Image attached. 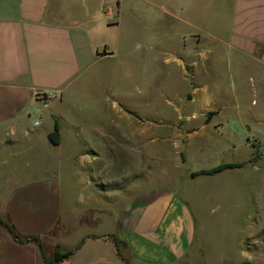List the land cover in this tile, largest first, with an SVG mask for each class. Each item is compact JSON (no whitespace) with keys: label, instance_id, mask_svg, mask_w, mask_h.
<instances>
[{"label":"crops","instance_id":"crops-1","mask_svg":"<svg viewBox=\"0 0 264 264\" xmlns=\"http://www.w3.org/2000/svg\"><path fill=\"white\" fill-rule=\"evenodd\" d=\"M68 1L0 0V218L21 236L41 237L45 249L46 240L70 234L78 220L85 222L92 229L79 243L95 238L87 239L62 264H125L108 236L119 239L122 255L130 253L131 264H194L210 235L218 233L213 229L231 222V214L209 212L205 197L193 210L178 187L154 185L155 174L162 173L156 170V158L168 153L157 151L156 143L188 142V164L197 157L203 165L187 170L177 153L175 165L164 171L177 174L173 182L189 180L196 186L227 183L233 169L189 179L187 172L245 163L223 162L219 150L207 153L198 144L207 137L209 126L231 122V133L242 134L251 151L257 150L251 143L257 141L264 158V0H212L215 4L207 8L204 0H166V17L158 22L168 30L149 40L155 54L156 46H163L166 89L173 92L166 96L165 119L160 122L141 117L118 96L101 90L92 101L79 96L80 85L91 76L100 79L103 71L91 70L82 60L79 47L94 33L73 18ZM107 2L101 0L97 14L107 18L108 27L118 26L121 3H113L112 13H117L113 19ZM171 20L186 29L172 32ZM92 56L103 62L116 52L108 45L102 49L95 45ZM155 75L148 81L153 98ZM173 77L179 80L178 87L172 84ZM220 78H230L231 100ZM124 121L130 123L125 129ZM56 122L57 146L49 139ZM125 141L133 145L128 148ZM228 149L229 145L222 151ZM125 156L133 158L137 166L133 170L146 173L147 180L134 183L132 189L140 192L127 198L123 215L122 207L102 213L103 198L122 197L118 181L123 178ZM163 163L161 159L160 166ZM256 217L264 219V213ZM240 226L239 243L248 244L252 224ZM234 235L225 233L223 242L228 244ZM242 260L236 264H255L245 251ZM0 264L46 263L37 244L17 243L0 224Z\"/></svg>","mask_w":264,"mask_h":264},{"label":"rangeland","instance_id":"rangeland-1","mask_svg":"<svg viewBox=\"0 0 264 264\" xmlns=\"http://www.w3.org/2000/svg\"><path fill=\"white\" fill-rule=\"evenodd\" d=\"M84 1L87 4L85 6L83 5ZM107 1L110 5V9L113 3L117 1L121 3L119 18L115 19L119 21L118 26L108 27L107 18H103L97 14L100 9L99 5L101 4V0H99V2H96V0H70L67 2L68 10L71 12L70 14L73 15V18L83 23L85 27L88 25V29L94 33L90 41H86V44L84 43L83 46L81 45L79 47L82 60L84 62H89L91 70L103 71L100 79L91 76L88 82L80 85L78 94L80 97L84 98V101H92L96 99L94 96L95 93L101 90L107 95H112L114 97L118 96V99L122 100L123 104L128 109L137 112L141 117L153 118L157 122H160L162 118L165 119V106L168 102L166 96L170 93L173 94V92L168 88L166 89V80H168V77L164 72L165 61L161 49L163 46L157 45L155 54L149 40L154 33L158 35L159 32L164 33L168 30L166 24L158 22V20H164L163 4L166 0ZM213 3L215 4L212 0H204V8L213 6ZM110 11L114 19V15H117V13H112V9ZM171 24L172 32H181L186 29L180 21L171 20ZM95 45L101 49L103 46L108 45L116 52V56L103 62L96 61L92 56V49ZM155 72L156 85L155 97L153 98V94L149 90L148 81L149 77L152 78ZM174 77L171 82L174 84V87H178L179 80H177V77ZM220 79V81H222L221 84L224 85L225 90L228 91L225 94L231 100V82H227L230 78ZM127 123L128 121H124V129L130 124ZM206 134L207 137L205 140L202 139L198 142V144L203 145L206 152L213 149L219 150V157H221L223 162H245L235 163L239 165V167L231 170L230 181H227V183L220 182L216 186L214 183V185H211V183L208 185L196 186L189 180L173 182V178L177 174L174 172L169 174V172L164 170L175 165L173 156L177 153L181 155L183 163H189L187 162L188 142H180L181 146H177V142L174 141L163 143L162 140H158L156 143L157 151H168V153H166V156L163 158L158 156L156 158V170H161L162 173L155 174L154 185L159 187L165 186V188L173 187V189L178 187L176 191L188 201L193 210L196 209L198 200L201 201L203 200L202 198L205 197L209 198V212L214 209L213 212L219 215L231 214V222L226 221L221 227H215L213 229L218 231V233L215 234L214 232V235H210L200 254L195 258L194 264H228L229 261H231V264L240 263L243 261L242 255L244 251L255 258V264H264V219L260 220L256 217V214L262 216L264 213V158L261 155L258 142H251L254 147L257 146V150L251 151V148L245 146V142L242 139L243 136H241L242 134L236 136L231 133V122L220 128H216L213 125L209 126ZM131 144L132 142L125 141V145L129 146L128 148L131 147ZM228 145L230 147V149H228L229 151H222L224 146ZM133 147L136 146L134 145ZM129 150L130 149L125 148V152ZM256 155H261L260 159L255 160L254 157H256ZM161 159L165 162L163 166H160ZM189 161H191V163L188 164V166L186 165L187 170H194L203 165L200 162V158L197 157L193 160L189 159ZM123 167V178L121 182L118 181V184L121 185L118 186L121 187L120 192L122 193V197L119 199L111 197L103 198L99 206V210L102 211V213H109L112 209L114 210L115 207L117 209L122 207L123 215L129 206L127 198L133 193L140 192V190L132 189L134 183L137 182L138 178H142L144 181L147 180L146 173L143 175L133 170V168L137 169V166L134 165L131 156L124 157ZM131 169L133 171H131ZM151 169V171L154 170L153 168ZM184 174L183 172L179 173L183 179ZM194 174L195 173L187 172L188 179ZM198 193L203 196L197 197ZM69 213L73 214L71 211ZM118 216H120V214H118ZM250 216H252L251 221L247 220ZM255 217L256 219L254 220ZM75 224V230L71 233L69 232L70 234L65 233L62 236L59 235L55 239L46 240V249L49 256L52 255L50 253L51 250H72L79 243L82 236L92 229L85 222L82 223L79 222V220ZM225 224L228 225L227 229ZM251 224L253 228V238L248 242L250 246V250H248L247 242L240 245L239 241L241 236L239 233L241 228L240 225L247 226ZM255 230H258V233ZM229 231H231V234L235 235L231 238V241L226 244L223 242V235L225 233L228 234ZM255 254L257 256H255ZM123 257L129 261L130 253L125 252Z\"/></svg>","mask_w":264,"mask_h":264},{"label":"trees","instance_id":"trees-1","mask_svg":"<svg viewBox=\"0 0 264 264\" xmlns=\"http://www.w3.org/2000/svg\"><path fill=\"white\" fill-rule=\"evenodd\" d=\"M50 142L57 146L60 143V134H59V124L58 122H56L55 124V129L54 132L49 136ZM261 155H256V157H254L255 160L260 159ZM239 167V165L236 164H225V165H221L218 166L210 171L207 172H203V173H198V174H194L193 176H197V175H216L219 173L224 172L225 170L228 169H234ZM0 224L7 230L9 231V233L12 235V237L14 238V240L21 244V245H25V244H29V243H35L39 246L41 253L43 255L44 261L46 264H62L64 261L70 259L71 257H73L81 248L82 246L85 244L86 240L89 238H95V237H87L84 238L79 245L73 249V250H67V251H56L54 252L52 255H48L46 253V249H45V245L41 239V237L39 236H21L17 230L15 229V227L8 221L0 218ZM109 239L113 242V244L115 245L118 255L119 257L123 260V262L125 264H131L127 259H125L122 255V250H121V242L119 241L118 238L114 237V236H108ZM244 264H252L250 262H246Z\"/></svg>","mask_w":264,"mask_h":264},{"label":"built area","instance_id":"built-area-1","mask_svg":"<svg viewBox=\"0 0 264 264\" xmlns=\"http://www.w3.org/2000/svg\"><path fill=\"white\" fill-rule=\"evenodd\" d=\"M46 98H47V96H46Z\"/></svg>","mask_w":264,"mask_h":264}]
</instances>
